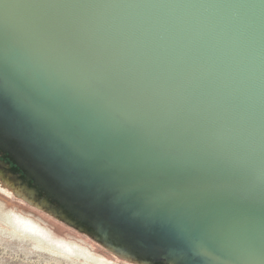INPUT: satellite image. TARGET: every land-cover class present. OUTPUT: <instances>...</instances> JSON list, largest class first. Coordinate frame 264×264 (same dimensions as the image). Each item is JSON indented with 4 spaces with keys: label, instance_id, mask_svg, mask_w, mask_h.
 I'll list each match as a JSON object with an SVG mask.
<instances>
[{
    "label": "water",
    "instance_id": "95a60500",
    "mask_svg": "<svg viewBox=\"0 0 264 264\" xmlns=\"http://www.w3.org/2000/svg\"><path fill=\"white\" fill-rule=\"evenodd\" d=\"M0 137L142 258L264 264V0H0Z\"/></svg>",
    "mask_w": 264,
    "mask_h": 264
},
{
    "label": "rangeland",
    "instance_id": "374dc122",
    "mask_svg": "<svg viewBox=\"0 0 264 264\" xmlns=\"http://www.w3.org/2000/svg\"><path fill=\"white\" fill-rule=\"evenodd\" d=\"M0 157L2 158L1 161L7 166L6 168L10 169L17 166L18 174L27 178V174L1 150ZM2 176L0 174V264H75L76 262L73 256L53 254L48 250L36 248L30 237L14 230L7 216L9 212L35 219L34 221L39 222L44 229L47 228L49 235L55 239L59 238L66 242L78 243V245L90 248L92 252L106 259L104 260L106 261L105 264H144L133 256L130 257L119 250L113 249L106 242L100 241L92 234L85 232L84 229L70 224L66 219L53 216L43 208H38L32 205L31 202L23 200V198L17 196L14 188H11Z\"/></svg>",
    "mask_w": 264,
    "mask_h": 264
},
{
    "label": "bare ground",
    "instance_id": "6f19581e",
    "mask_svg": "<svg viewBox=\"0 0 264 264\" xmlns=\"http://www.w3.org/2000/svg\"><path fill=\"white\" fill-rule=\"evenodd\" d=\"M2 142L3 139L0 137V150L2 149L3 151L6 150V148H4L5 146ZM10 157L11 159L17 161V158H15L12 153H10ZM1 160L2 158L0 157V174L3 175L2 177L5 182L11 188H14L17 196L23 198V200H26L29 203L31 202L32 205H35L38 208H43L46 210V212H49L53 216L66 219L67 222H70V224L77 226L78 228L80 227L84 229L85 232L92 234L93 237L97 238L98 240L106 242V244L112 246L113 249L119 250L130 257L133 256L144 264H159L160 260L164 258L160 256H146L143 258L138 256L131 247L124 243L122 244L119 239L112 236V234L109 232H104L97 226L90 224V222L84 219L82 215L80 216L78 212L73 211L69 205H66L64 202L58 199L56 195L53 194V192H50L48 189H46L37 179V177L31 173V171L26 169V174L29 175L28 178L24 177L23 175L20 176L16 167L8 169ZM33 179L35 180V183ZM43 189H45V191ZM7 216L10 219L14 230L21 234H26L25 236L27 237H30V239L33 240L36 248L48 250L53 254L73 256L76 259L75 264H105L104 262H106L104 261L106 259L103 256L95 254L92 252V250H90V248L78 245V243L76 244L72 242H66L60 240L59 238L55 239L54 237L50 236L48 233L49 231L46 230L47 228L44 229V227H42L39 222L34 221L35 219L33 220L32 218H26V216L24 217L23 215L13 214L12 212L7 213ZM164 261L165 264H177V262L174 260L165 259Z\"/></svg>",
    "mask_w": 264,
    "mask_h": 264
}]
</instances>
